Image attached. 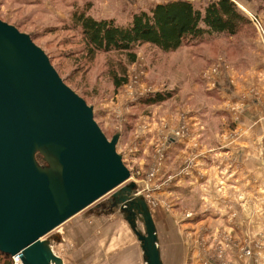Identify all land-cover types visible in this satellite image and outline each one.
Wrapping results in <instances>:
<instances>
[{"label":"rangeland","instance_id":"rangeland-1","mask_svg":"<svg viewBox=\"0 0 264 264\" xmlns=\"http://www.w3.org/2000/svg\"><path fill=\"white\" fill-rule=\"evenodd\" d=\"M166 1L0 0V19L44 48L66 83L94 106L109 139L120 133L117 150L131 170L126 183L135 182L148 201L158 238L173 235L182 248L181 259L171 249L162 252L163 261L232 264L228 248L242 257L244 235L219 230L214 243L209 217L228 204L213 200L211 185L217 179L226 185L227 173L215 166L238 142L244 116L264 114V0H234L250 21L237 35L207 37L169 53L140 45L129 81L118 89L110 71L121 56L101 52L85 59L78 33L67 26L77 7L91 6L95 18L126 23L135 12ZM189 1L203 8L211 0ZM158 92L168 97L144 101ZM114 191L46 235L64 264H144L137 236L122 212L109 208ZM237 205V213H246L245 204ZM139 227L144 230L143 223Z\"/></svg>","mask_w":264,"mask_h":264},{"label":"water","instance_id":"water-1","mask_svg":"<svg viewBox=\"0 0 264 264\" xmlns=\"http://www.w3.org/2000/svg\"><path fill=\"white\" fill-rule=\"evenodd\" d=\"M119 138L107 137L30 33L0 19V251L22 264H64L46 235L115 190L109 201L143 262L164 264L149 203L126 183Z\"/></svg>","mask_w":264,"mask_h":264},{"label":"trees","instance_id":"trees-1","mask_svg":"<svg viewBox=\"0 0 264 264\" xmlns=\"http://www.w3.org/2000/svg\"><path fill=\"white\" fill-rule=\"evenodd\" d=\"M90 8H75L67 26L78 33L85 59L92 61L101 52L121 56L110 71L117 89L129 81L128 68L136 62L140 45L150 44L164 53L175 52L207 37L237 35L250 23L234 0H211L203 8L189 0L160 2L135 12L126 23L113 17L95 18ZM167 97V93L158 92L144 101L154 103ZM0 264H13L12 256L0 251Z\"/></svg>","mask_w":264,"mask_h":264},{"label":"crops","instance_id":"crops-1","mask_svg":"<svg viewBox=\"0 0 264 264\" xmlns=\"http://www.w3.org/2000/svg\"><path fill=\"white\" fill-rule=\"evenodd\" d=\"M256 116L255 119H252V116H244L245 124L239 127L238 142H233L226 149V162L215 166L216 170L221 169L227 173L226 185L220 184L221 179L213 180L211 185L215 187L213 200L217 204L227 203L228 209L223 210L221 206H217L212 211V217H209L208 221L209 229L215 237L218 236L219 230H228L234 236L243 234L244 246L250 247L254 252V256L241 255L240 257L238 250L234 246L232 248L229 246L228 258L232 264H264V114ZM199 167L201 170L200 163ZM225 187L226 189H223ZM240 203L246 205L244 206L246 213H237L236 206ZM202 218H205V215ZM202 223H205V220ZM155 225L159 235L156 220ZM170 236L171 238H167V244L165 242L167 240L159 236L161 256H163L162 252L166 253L173 249L174 254L181 259L183 251L177 243L179 240H176L173 235ZM214 239L216 244L215 241L218 238ZM175 260L177 263H171L168 259L167 262L169 264L182 263ZM163 263L166 264L164 261Z\"/></svg>","mask_w":264,"mask_h":264},{"label":"built area","instance_id":"built-area-1","mask_svg":"<svg viewBox=\"0 0 264 264\" xmlns=\"http://www.w3.org/2000/svg\"><path fill=\"white\" fill-rule=\"evenodd\" d=\"M257 245H258V243H257ZM258 247H259V245H258ZM243 250L244 251L242 253V256L249 257V256H252L253 255V250L250 249V247H244ZM20 257H21L20 255H14V256H12L13 264H22Z\"/></svg>","mask_w":264,"mask_h":264},{"label":"flooded vegetation","instance_id":"flooded-vegetation-1","mask_svg":"<svg viewBox=\"0 0 264 264\" xmlns=\"http://www.w3.org/2000/svg\"><path fill=\"white\" fill-rule=\"evenodd\" d=\"M108 204H109V208H110V210L119 209L117 206H114V204L111 203V201H109Z\"/></svg>","mask_w":264,"mask_h":264}]
</instances>
